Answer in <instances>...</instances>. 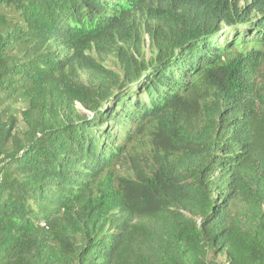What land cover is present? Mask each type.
Returning <instances> with one entry per match:
<instances>
[{
    "label": "trees",
    "instance_id": "1",
    "mask_svg": "<svg viewBox=\"0 0 264 264\" xmlns=\"http://www.w3.org/2000/svg\"><path fill=\"white\" fill-rule=\"evenodd\" d=\"M263 68L264 0H0V264H264Z\"/></svg>",
    "mask_w": 264,
    "mask_h": 264
},
{
    "label": "rangeland",
    "instance_id": "2",
    "mask_svg": "<svg viewBox=\"0 0 264 264\" xmlns=\"http://www.w3.org/2000/svg\"><path fill=\"white\" fill-rule=\"evenodd\" d=\"M144 52L146 53V57L149 56V52H148V38L145 37V44H144ZM103 62L111 69L117 71L118 73H121V69L120 66L118 64V62H116V59L112 56V55H105L103 56ZM81 79L85 82H88V76L85 73H81ZM258 81L261 84V86H264V68L262 69L261 73L258 76ZM28 106L27 101L20 100L19 102H17L16 104H14L12 106V111L15 113V115L17 116V129L18 131H23L26 128V124L23 121V116H22V111H24ZM79 109L82 110V108L78 105ZM226 253L220 255L219 257V262L222 264H224L225 260H226Z\"/></svg>",
    "mask_w": 264,
    "mask_h": 264
}]
</instances>
